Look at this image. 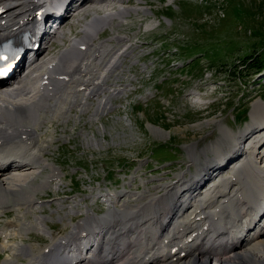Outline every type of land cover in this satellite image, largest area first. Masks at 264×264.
Wrapping results in <instances>:
<instances>
[{"label":"rangeland","instance_id":"1","mask_svg":"<svg viewBox=\"0 0 264 264\" xmlns=\"http://www.w3.org/2000/svg\"><path fill=\"white\" fill-rule=\"evenodd\" d=\"M218 1L113 0L108 4L111 12L122 7L146 10L132 11L122 19L114 17L96 40L99 43L117 35L127 38L119 48L128 46L131 54L124 57L119 83L128 86L130 98L114 102V108L101 117L92 111L82 114L73 109L74 116L67 123L53 122L52 126L45 120L38 138L44 160L64 175L60 180L50 178L49 187L36 193L39 205L31 211L1 214L0 231L11 229L13 223L43 217L50 227L21 230L22 236L14 238L39 251L51 243L52 236H67L72 225L85 218L84 210L106 214L108 206L113 207L106 193L153 191L161 184L172 183L178 175L183 179L181 173L191 175L185 187L190 189L183 193L192 192L201 188V180H195L198 171L210 162L223 163L228 154L245 150L246 140L261 128L253 126L251 112L255 104L264 102V69H254L260 61L264 67V0H223L218 12L202 17L212 10L211 4L218 6ZM92 5L64 21L61 36L52 39L49 55H44L45 51L32 72L25 69L16 74L22 85L30 87L22 99L35 94L38 79L47 67L72 47L73 40L83 37L93 12L102 15L103 10L97 9L106 7V3ZM148 46L151 54L146 56ZM244 58L250 59L245 63ZM26 75L27 79L21 80ZM13 85L11 88L16 89ZM51 126L56 128L54 136ZM151 127L160 129L163 136ZM222 129L246 138L240 144H231ZM221 141L232 146L213 154L212 145L216 147ZM191 146L198 148L196 165L190 159ZM203 150L205 155H201ZM229 162L225 170L230 168ZM51 173L44 170L35 183ZM9 255L10 251L0 250V264ZM17 259L19 264L27 262L24 257Z\"/></svg>","mask_w":264,"mask_h":264},{"label":"bare ground","instance_id":"2","mask_svg":"<svg viewBox=\"0 0 264 264\" xmlns=\"http://www.w3.org/2000/svg\"><path fill=\"white\" fill-rule=\"evenodd\" d=\"M111 1L0 0V46L31 34L29 46L36 60L28 65L22 58L18 63L20 71L29 72L45 51L44 55H49L52 39L59 37L67 18L89 4L106 3V7L97 9L103 10L102 15L93 12L83 37L72 39V47L62 51L39 77L38 90L32 97L22 99L30 87L22 85L20 76L16 79L19 71L0 83V215L11 210L31 211L39 205L36 193L64 175L44 160L38 138L45 120L52 126L53 122L67 123L74 116L73 109L82 114L92 111L101 117L112 109L114 100L122 99L121 94L128 96L127 88H114L107 82L113 73L117 81L122 79L124 57L131 51L128 46L124 50L119 47L127 38L117 35L99 43L96 40L114 17L122 19L123 15L137 13L144 7H122L111 12ZM222 1L213 5L212 13L220 10ZM76 2L78 7L74 8ZM43 14L48 19L45 27ZM40 25L43 27L39 30ZM159 25L160 22L153 27ZM150 49L151 46L146 47V56ZM27 75L21 80H26ZM10 82L17 85L13 87L16 89L11 88ZM91 99L99 103L93 109ZM251 116L253 126L261 127L259 132L246 140L245 150L228 154L223 163L210 162L204 175L205 168L198 171L195 180H201V188L183 193L190 189L185 187L191 175L181 173L183 179L178 175L176 181L161 184L153 191H109L112 193L104 196L110 198L113 207H108L106 214L99 216L90 209L84 210L85 218L72 225L67 236H52L51 243L39 251L14 238L22 236L21 230L48 227L45 219L13 223L11 229L0 231V250L10 251L2 264H19L18 257L27 259L20 264H264V102L253 106ZM52 126L54 136L56 128ZM151 130L163 136L160 129ZM231 132L222 129L231 144H240L246 138ZM231 144L221 141L216 147L212 145L213 154ZM197 150L196 146L188 150L194 165L200 159L195 155ZM201 152L205 155V150ZM228 161L230 168L225 170ZM46 169L53 176L51 173L46 180L35 183ZM12 199L23 204L16 205ZM11 200L16 206H11ZM173 249L177 251L172 253Z\"/></svg>","mask_w":264,"mask_h":264},{"label":"built area","instance_id":"3","mask_svg":"<svg viewBox=\"0 0 264 264\" xmlns=\"http://www.w3.org/2000/svg\"><path fill=\"white\" fill-rule=\"evenodd\" d=\"M116 78V75L113 73L112 75H111V77L108 79V81L107 82H109V86H113L114 88H122V85L119 83V81H117V79H115ZM102 96H103V94H102ZM91 101H92V103H93V107H92V109L93 108H95L99 103H95V101H94V99H91ZM114 102L115 103H117L115 100H114ZM114 102H113V107H114ZM116 107H117V105H116ZM101 113V112H100ZM100 115V114H99Z\"/></svg>","mask_w":264,"mask_h":264},{"label":"trees","instance_id":"4","mask_svg":"<svg viewBox=\"0 0 264 264\" xmlns=\"http://www.w3.org/2000/svg\"><path fill=\"white\" fill-rule=\"evenodd\" d=\"M244 59H245V63H246L250 58H244ZM246 60H247V61H246ZM255 60H256V59H255ZM252 63H253V62H252ZM252 63H250V64H252ZM250 64H249V65H250ZM262 64H263L262 61H260L257 65H254V69H256V68H258V67L261 68V70L264 69V67L262 66ZM259 72H260V71H259Z\"/></svg>","mask_w":264,"mask_h":264}]
</instances>
